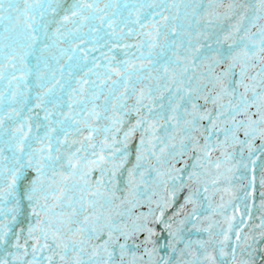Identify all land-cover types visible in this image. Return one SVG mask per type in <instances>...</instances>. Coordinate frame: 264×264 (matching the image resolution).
<instances>
[{
  "label": "snow or ice",
  "instance_id": "obj_1",
  "mask_svg": "<svg viewBox=\"0 0 264 264\" xmlns=\"http://www.w3.org/2000/svg\"><path fill=\"white\" fill-rule=\"evenodd\" d=\"M0 264H264V0H0Z\"/></svg>",
  "mask_w": 264,
  "mask_h": 264
}]
</instances>
